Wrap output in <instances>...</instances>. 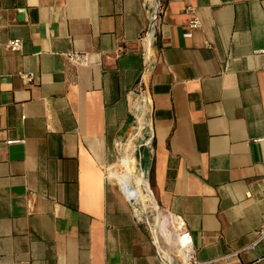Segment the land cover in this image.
<instances>
[{"label":"crops","instance_id":"crops-1","mask_svg":"<svg viewBox=\"0 0 264 264\" xmlns=\"http://www.w3.org/2000/svg\"><path fill=\"white\" fill-rule=\"evenodd\" d=\"M160 1L146 72V0H0V264H163L171 215L199 260L264 264V0ZM140 81L162 230L112 166Z\"/></svg>","mask_w":264,"mask_h":264},{"label":"built area","instance_id":"built-area-1","mask_svg":"<svg viewBox=\"0 0 264 264\" xmlns=\"http://www.w3.org/2000/svg\"><path fill=\"white\" fill-rule=\"evenodd\" d=\"M146 7L150 16V25L149 28L145 31V33L140 36V39L144 43H146L147 50L144 54H145V69L147 72L151 69L154 62L153 58L151 57L150 50L152 49V46L156 40L159 20L161 19L163 6L160 0H146ZM189 10H191V7H189ZM201 26L202 24L200 19L198 17H193L188 22L187 30L184 32V36L191 37L193 35L194 30L199 29ZM8 46L13 50H20L23 46V42L21 39H11L8 43ZM122 49L123 48L120 47V50ZM262 52L264 53V49L262 50ZM66 54L71 61L77 64H88L90 61V54L87 52L70 51ZM20 76L23 79V81L27 84L32 83L35 80L34 72H21ZM143 87L144 84L141 83L140 81V84L137 87V89H134L131 92L132 95L131 101L133 104L134 115L136 118V128L138 127L137 114L140 112L139 110L135 109L136 102L138 101V99L140 100L148 99V109L146 110L147 113L149 111V106L151 103L150 97L145 92V89ZM144 139H146V137ZM20 141H23V139L9 140L8 143L20 142ZM146 176L148 178V175ZM130 199L132 201L133 206L136 207V209H140L141 212L144 211L142 210L143 202H138L134 198H130ZM170 219H171L170 221L173 223V228H174L173 238H171V240L169 241L167 236L163 235L167 241L168 247L167 249L160 248L158 250L163 264H211L215 262V260H209V261L199 260L196 255V249L194 247L191 231L187 228L183 219L180 216H175V215H171ZM146 221L151 225L152 228L154 227L158 229L156 227L157 224H155L154 226V222H151L148 216H146ZM261 235L262 237L264 236V225L262 227Z\"/></svg>","mask_w":264,"mask_h":264},{"label":"bare ground","instance_id":"bare-ground-1","mask_svg":"<svg viewBox=\"0 0 264 264\" xmlns=\"http://www.w3.org/2000/svg\"><path fill=\"white\" fill-rule=\"evenodd\" d=\"M135 109L140 112L137 114L138 127L133 132L127 144L124 145L122 155L118 163L112 165L122 176V180L125 184L126 195L130 198L136 199L138 202H144L145 205L151 203L154 204V208L158 209V216L156 218L157 227L159 228L162 223L167 221L166 215L160 211L157 207L155 201H153V196L151 189L149 187V182L147 180L146 171L141 167V163L138 162L136 156L137 143L139 139H144L145 129L148 126L149 120L147 117L146 110L148 109V99L140 100L136 102ZM141 211L140 209H138ZM166 223V222H165ZM172 226V225H171ZM162 230V227H160ZM171 229V228H170ZM173 230L171 234L165 233L168 240L170 241L173 238Z\"/></svg>","mask_w":264,"mask_h":264},{"label":"rangeland","instance_id":"rangeland-1","mask_svg":"<svg viewBox=\"0 0 264 264\" xmlns=\"http://www.w3.org/2000/svg\"><path fill=\"white\" fill-rule=\"evenodd\" d=\"M145 133H146V132H145ZM145 135H146V134H145ZM139 142H141V140H140V141H137V143H139ZM136 156H137L138 162L140 163V161H141L140 158H141V157H140V154H139V147H138V149H137V151H136ZM148 182H149V181H148ZM149 185H150V183H149ZM150 188H151V185H150ZM151 193H152V196H153V201L155 200V202L157 203L156 198H155V196L153 195V192H151ZM157 204H158V203H157ZM142 210H144V211L142 212L143 217L146 218V216H148L151 222H154L155 219H156V217L158 216V211H159V210L154 208V204H153V203H151V204H149V205H145V203L143 202V203H142Z\"/></svg>","mask_w":264,"mask_h":264},{"label":"water","instance_id":"water-1","mask_svg":"<svg viewBox=\"0 0 264 264\" xmlns=\"http://www.w3.org/2000/svg\"><path fill=\"white\" fill-rule=\"evenodd\" d=\"M149 187H150V185H149ZM151 189V188H150ZM151 192H152V190H151Z\"/></svg>","mask_w":264,"mask_h":264}]
</instances>
